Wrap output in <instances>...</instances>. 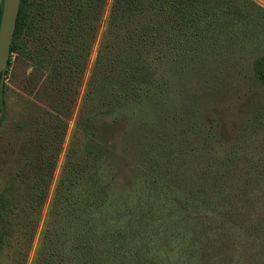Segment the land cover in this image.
Here are the masks:
<instances>
[{
  "label": "rangeland",
  "instance_id": "1",
  "mask_svg": "<svg viewBox=\"0 0 264 264\" xmlns=\"http://www.w3.org/2000/svg\"><path fill=\"white\" fill-rule=\"evenodd\" d=\"M112 2L107 0L104 8L26 264H33L46 226L73 225L69 217L65 219L69 224L63 223L60 212V216H49L58 204L77 201L67 198L65 184L74 182L72 189L77 194L80 177L96 173L94 146L84 149L86 136L77 131L75 123L101 49L110 58L105 83L110 85L118 76L121 59L115 55L120 46L109 47L105 37ZM229 4L234 8L228 6L227 13H212L207 19L206 38H188L192 41L188 52L155 61L157 80L142 101L118 107L107 116L129 119L116 140L115 158L98 154L103 169L99 173L109 186V198L140 181L150 183L151 190L146 191H152L150 197H137L141 205L135 201L133 217L120 214L122 247L128 249L130 242L134 251L115 255L113 264H264V85L255 75L256 66L264 67V0H229ZM236 15L243 21L239 23ZM48 16L51 36L57 37L60 9L53 7ZM33 40L36 47L42 44L40 38ZM28 43L24 40L25 46ZM13 63L4 80L9 90L0 130V192L15 182L17 171L31 172L28 162L38 147L30 117H22L21 98L31 90L27 96L32 101L30 112L34 101L46 104L50 98L44 74L35 73L26 60L14 59ZM86 99L95 114V96ZM18 123H23L21 129L15 128ZM127 207L126 201L121 212ZM148 221L149 227H160L180 238L176 254L172 251L166 256L153 250L136 234V227ZM74 227L79 229L77 224ZM237 228L242 235L236 236ZM58 231L55 228L50 233L63 242ZM63 239L68 250L72 242ZM10 251L11 246L2 250L0 264H12ZM69 255L70 261L77 256ZM168 257H178V261L173 263ZM59 264L70 262L65 259Z\"/></svg>",
  "mask_w": 264,
  "mask_h": 264
},
{
  "label": "trees",
  "instance_id": "2",
  "mask_svg": "<svg viewBox=\"0 0 264 264\" xmlns=\"http://www.w3.org/2000/svg\"><path fill=\"white\" fill-rule=\"evenodd\" d=\"M106 4L107 0H21L3 81L9 75L14 59L26 60L34 67L35 73L41 72L47 78V96L50 98L46 104L33 100L35 108L31 112L28 105L32 101L27 97L32 94L31 90L25 91L26 97L21 98L24 104L22 117H30V129L38 139V147L30 162L27 161L31 172L17 171L14 179L17 183L10 182L0 192V254L4 248L11 246L8 256L12 264H26L28 259L48 199L68 120L98 36ZM228 6L234 8L229 0H113L106 21L105 37L109 47L116 49L120 46L115 55L121 59L118 76L114 81L111 80L110 85L105 83L103 76L106 75L110 58L101 49L86 93V98L95 96L96 112L92 113L85 98L75 123L77 131L86 136L84 149L86 145L94 146L96 173L80 175L81 185L77 194L72 189L74 182L69 186L65 184L68 188L65 191L67 198L77 201L61 207L58 204L49 216L59 215L60 212L61 218L65 221L69 217L68 221L73 222V225L65 221L63 223L71 225L70 228L65 224L46 226L33 264H59L65 259L70 264L75 260L74 264H113L115 255L122 251H134L130 242H127L129 250L122 247L119 216L126 213L133 217L137 197H150L152 191H146L151 190L150 183L137 181L136 186H130L122 193H111L112 198H109V186L99 173L103 169L98 154L107 156L108 153L115 158L116 140L129 119L124 115H115L111 119L107 116L118 107L142 101L157 80L155 61L169 60L173 54L185 50L188 52L192 46L188 38H206L204 26L209 22L207 19L212 13H227ZM53 7H58L62 16L57 37L51 36L49 31L52 19L48 13ZM235 17L239 23L243 21L240 16ZM39 38L42 44L36 47L31 40ZM24 40L29 41V46L24 45ZM255 75L264 85V67L256 66ZM33 78L32 75L30 83ZM8 90L9 86L4 83L0 130L4 126L8 108ZM22 127L23 123L15 126L16 129ZM126 201L128 207L125 212H121ZM61 218L59 223L62 222ZM150 221L143 227H136V234L146 239L153 250H160L166 256L172 251L176 254V242L179 244L180 238L176 239L168 230L163 231L160 227H149ZM76 224L79 229L74 227ZM55 228L59 229L63 242L55 240L50 233ZM69 229L74 234H70ZM234 230L236 236L242 235L241 229ZM64 237L68 238L67 242H72V245H67L68 250L66 245L63 247ZM62 248L66 251L63 256L60 251ZM70 253L77 254V259L74 257L70 261ZM168 258L173 263L178 261V257Z\"/></svg>",
  "mask_w": 264,
  "mask_h": 264
},
{
  "label": "water",
  "instance_id": "3",
  "mask_svg": "<svg viewBox=\"0 0 264 264\" xmlns=\"http://www.w3.org/2000/svg\"><path fill=\"white\" fill-rule=\"evenodd\" d=\"M21 0H0V113L4 104L3 73L7 68Z\"/></svg>",
  "mask_w": 264,
  "mask_h": 264
}]
</instances>
